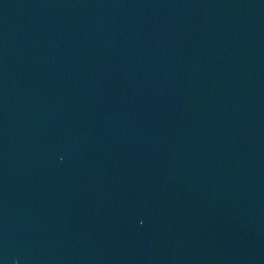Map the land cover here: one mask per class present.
Instances as JSON below:
<instances>
[{
  "label": "water",
  "instance_id": "obj_1",
  "mask_svg": "<svg viewBox=\"0 0 264 264\" xmlns=\"http://www.w3.org/2000/svg\"><path fill=\"white\" fill-rule=\"evenodd\" d=\"M175 264H264V0H124Z\"/></svg>",
  "mask_w": 264,
  "mask_h": 264
}]
</instances>
